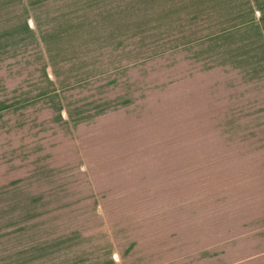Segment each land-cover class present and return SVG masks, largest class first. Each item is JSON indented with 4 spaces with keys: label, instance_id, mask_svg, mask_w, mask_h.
Returning <instances> with one entry per match:
<instances>
[{
    "label": "rangeland",
    "instance_id": "obj_1",
    "mask_svg": "<svg viewBox=\"0 0 264 264\" xmlns=\"http://www.w3.org/2000/svg\"><path fill=\"white\" fill-rule=\"evenodd\" d=\"M257 0H0V264H264Z\"/></svg>",
    "mask_w": 264,
    "mask_h": 264
},
{
    "label": "crops",
    "instance_id": "obj_2",
    "mask_svg": "<svg viewBox=\"0 0 264 264\" xmlns=\"http://www.w3.org/2000/svg\"><path fill=\"white\" fill-rule=\"evenodd\" d=\"M257 18H259V27L261 35H264V0H257Z\"/></svg>",
    "mask_w": 264,
    "mask_h": 264
}]
</instances>
